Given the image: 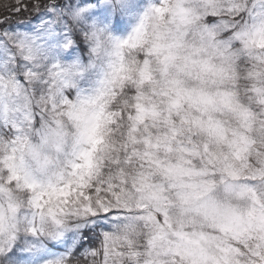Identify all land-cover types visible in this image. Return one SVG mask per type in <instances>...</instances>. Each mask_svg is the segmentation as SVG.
Listing matches in <instances>:
<instances>
[{"label": "snow or ice", "instance_id": "obj_1", "mask_svg": "<svg viewBox=\"0 0 264 264\" xmlns=\"http://www.w3.org/2000/svg\"><path fill=\"white\" fill-rule=\"evenodd\" d=\"M0 264H264V0H0Z\"/></svg>", "mask_w": 264, "mask_h": 264}, {"label": "trees", "instance_id": "obj_2", "mask_svg": "<svg viewBox=\"0 0 264 264\" xmlns=\"http://www.w3.org/2000/svg\"><path fill=\"white\" fill-rule=\"evenodd\" d=\"M26 16H27V14H23V15H21L20 17H17L16 19H25L26 18Z\"/></svg>", "mask_w": 264, "mask_h": 264}]
</instances>
